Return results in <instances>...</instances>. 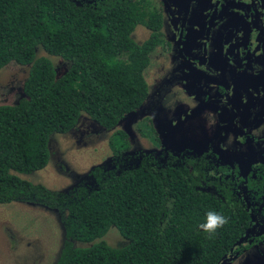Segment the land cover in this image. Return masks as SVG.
I'll return each mask as SVG.
<instances>
[{"label": "trees", "instance_id": "1", "mask_svg": "<svg viewBox=\"0 0 264 264\" xmlns=\"http://www.w3.org/2000/svg\"><path fill=\"white\" fill-rule=\"evenodd\" d=\"M138 22H145L143 12L130 0L97 7L0 0V67L10 60L29 64L23 95L0 103V202L58 211L64 233L54 264H218L242 234L241 209L227 196L194 189L179 169L141 164L68 191L17 174L42 167L49 134L67 131L81 113L109 128L142 103L153 42L132 39ZM38 48L68 61L66 70L56 75L50 59L36 55ZM122 136L116 129L109 139L114 153L124 145ZM210 210L229 218L212 239L198 228ZM110 225L125 243L101 239Z\"/></svg>", "mask_w": 264, "mask_h": 264}, {"label": "flooded vegetation", "instance_id": "2", "mask_svg": "<svg viewBox=\"0 0 264 264\" xmlns=\"http://www.w3.org/2000/svg\"><path fill=\"white\" fill-rule=\"evenodd\" d=\"M69 1L97 7L111 0ZM130 1L148 24L136 23L130 36L136 43L149 37L148 63L162 61L147 72L131 134L90 117L93 126L78 129L76 122L64 132L77 127L74 142L84 147L108 131L110 154L71 172V183L57 191L94 186L97 175L141 164L179 169L194 189L227 196L244 215L242 234L222 257L226 264L264 245V0ZM116 129L124 145L114 153L109 139ZM56 167L68 168L60 158Z\"/></svg>", "mask_w": 264, "mask_h": 264}, {"label": "rangeland", "instance_id": "3", "mask_svg": "<svg viewBox=\"0 0 264 264\" xmlns=\"http://www.w3.org/2000/svg\"><path fill=\"white\" fill-rule=\"evenodd\" d=\"M36 55L48 57L56 74L65 71L69 65L68 61L47 54L41 48L36 50ZM161 61V59H150L143 69L147 82L149 81V78H146L147 72L153 73L154 66L158 67ZM28 67L29 64H21L13 60L0 67V103L11 104L22 96V82ZM137 115L131 116L130 120H123L112 128H125L124 130L131 134L130 128L135 123ZM93 123L96 124L92 119L89 120L87 114L81 113L77 121L78 129L93 126ZM138 123L141 126L145 125L143 121ZM75 128L77 130V127ZM76 130L67 133L51 132L47 141L49 155L46 163L38 169L17 172V174L32 183H40L53 190H62L63 185L71 183V172H79L82 168H86L85 165L88 163H94L110 154L106 141L108 131L105 132V137L92 138L90 144L77 147L74 142ZM58 158L65 161L68 166L66 170L57 169ZM28 202H0V264H54L59 253L62 243V223L58 211L54 212L47 209L49 207ZM101 239L113 246L125 243V239L113 225L108 227ZM226 264H264V245L248 249Z\"/></svg>", "mask_w": 264, "mask_h": 264}, {"label": "clouds", "instance_id": "4", "mask_svg": "<svg viewBox=\"0 0 264 264\" xmlns=\"http://www.w3.org/2000/svg\"><path fill=\"white\" fill-rule=\"evenodd\" d=\"M229 222V218L216 211H208L205 214L204 222L198 228L207 234L208 239H212L217 234L218 229L223 228Z\"/></svg>", "mask_w": 264, "mask_h": 264}, {"label": "water", "instance_id": "5", "mask_svg": "<svg viewBox=\"0 0 264 264\" xmlns=\"http://www.w3.org/2000/svg\"><path fill=\"white\" fill-rule=\"evenodd\" d=\"M56 75H58V74H56ZM23 95V94H22ZM135 111H133V110H131V111H128V112H126L118 121H117V123L116 124H120L123 120L125 121V120H130L129 118H132L131 116H135L136 115V112H137V110L136 109H134ZM115 124V125H116ZM29 203V202H28ZM30 204H33V202L31 203L30 202ZM44 207H46V206H44ZM47 209H50V210H53L54 212H55V208H47ZM61 230H62V240H63V233H64V228H63V225H61ZM62 244V243H61ZM60 248H61V246H60ZM59 248V249H60ZM58 256V255H57ZM224 260H223V258L221 259V261L218 263V264H221L222 262H223Z\"/></svg>", "mask_w": 264, "mask_h": 264}]
</instances>
